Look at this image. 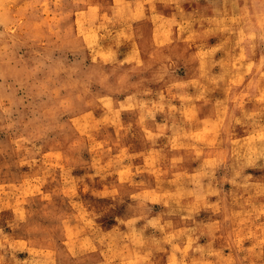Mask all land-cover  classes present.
<instances>
[{
    "label": "rangeland",
    "instance_id": "rangeland-1",
    "mask_svg": "<svg viewBox=\"0 0 264 264\" xmlns=\"http://www.w3.org/2000/svg\"><path fill=\"white\" fill-rule=\"evenodd\" d=\"M0 264H264V0H0Z\"/></svg>",
    "mask_w": 264,
    "mask_h": 264
}]
</instances>
